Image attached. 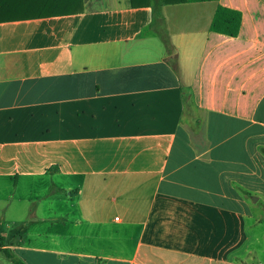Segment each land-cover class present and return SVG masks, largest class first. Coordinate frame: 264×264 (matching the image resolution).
<instances>
[{"label": "crops", "instance_id": "0c3cea01", "mask_svg": "<svg viewBox=\"0 0 264 264\" xmlns=\"http://www.w3.org/2000/svg\"><path fill=\"white\" fill-rule=\"evenodd\" d=\"M58 1L82 11L0 23L5 247L25 264H264V0L164 4L161 22ZM219 7L238 36L210 29Z\"/></svg>", "mask_w": 264, "mask_h": 264}, {"label": "trees", "instance_id": "16d2710c", "mask_svg": "<svg viewBox=\"0 0 264 264\" xmlns=\"http://www.w3.org/2000/svg\"><path fill=\"white\" fill-rule=\"evenodd\" d=\"M33 2L37 3L41 0H0V23L3 22H12L16 20H25L32 18H48L54 16H66L78 13L82 11V9H76L74 7H67L66 3L58 1L57 3L52 4V0L48 5V7H43L40 5L34 4V6H27L26 8L29 12H25L22 10L16 9V4L19 2ZM218 0H131V5L133 7H149L154 6L156 18L160 22L163 21V17L161 15V7L164 4H179V3H200V2H211ZM31 5V4H30ZM242 22V16L239 12L233 11L231 9H227L224 7H219L214 15L212 24L210 29L214 32L224 34L231 37H236L239 34L240 27ZM164 46L166 47L167 54L169 56V61L174 63L176 67L178 60L177 55H173L174 48L171 46L170 41L164 39ZM182 96L184 101H189V92L182 87ZM57 168L50 169V172L56 171ZM0 252L3 253L9 260L13 262V264H25L20 259L16 258L12 252L5 247L4 238L0 235Z\"/></svg>", "mask_w": 264, "mask_h": 264}, {"label": "rangeland", "instance_id": "374dc122", "mask_svg": "<svg viewBox=\"0 0 264 264\" xmlns=\"http://www.w3.org/2000/svg\"><path fill=\"white\" fill-rule=\"evenodd\" d=\"M257 209L259 210H263L264 209V200H261L258 205H257ZM263 228V226H261ZM18 228V226L14 225V223L12 221H9L8 218H6L5 220L3 218H0V234H5L6 237V243H11V237L13 234H15L16 229ZM260 229V228H259ZM261 231H263V229H260ZM259 246H263L261 244H258ZM16 255L21 258L24 257L26 259L29 260V262L31 263H43V264H48V263H56V257H50L48 258V256H42L41 254H34V253H24L22 254L21 252H17ZM260 257V256H259ZM62 258H65L64 256H62ZM260 258H264V255L261 256ZM259 260V259H258ZM11 260H9L3 253L0 252V264H9Z\"/></svg>", "mask_w": 264, "mask_h": 264}]
</instances>
